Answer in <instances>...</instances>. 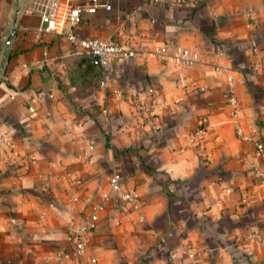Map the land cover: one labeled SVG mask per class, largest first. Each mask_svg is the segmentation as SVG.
Here are the masks:
<instances>
[{
  "label": "crops",
  "instance_id": "0c3cea01",
  "mask_svg": "<svg viewBox=\"0 0 264 264\" xmlns=\"http://www.w3.org/2000/svg\"><path fill=\"white\" fill-rule=\"evenodd\" d=\"M41 1L0 0V133L16 152L0 145V264H73L57 260L66 228L113 171L136 206L106 203L80 264H169V251L190 264L186 250L200 264H264V191L247 166L251 144L235 134L264 149V0H100L110 10L82 14L75 35L126 42L134 54L96 78L24 12ZM160 47L164 56L150 55ZM182 51L188 63L177 61Z\"/></svg>",
  "mask_w": 264,
  "mask_h": 264
},
{
  "label": "built area",
  "instance_id": "2783aa9c",
  "mask_svg": "<svg viewBox=\"0 0 264 264\" xmlns=\"http://www.w3.org/2000/svg\"><path fill=\"white\" fill-rule=\"evenodd\" d=\"M99 10L108 12L110 6L107 3L100 0H87L81 5L61 7L56 0H43L37 4V9H25L26 14H32L34 11L39 16L41 28L39 31L54 32L57 35L63 37L67 42L75 47V53L89 62L91 65L97 68H104L111 60H124L133 56V50L126 42H118L109 37H95V38H80L75 35L74 27L79 23L82 14H94ZM258 22L254 14L249 11L245 15V27L248 30H254L257 28ZM251 55L255 53L253 44H251ZM166 54V48H153L150 51V55L153 57H162ZM177 61L183 63L189 62V56L187 51H182ZM257 64L251 67V70L255 72L257 70ZM99 86L102 89L106 88L104 81H100ZM153 102V101H152ZM228 103L232 107L233 116H236L238 109L237 100L229 96ZM29 113H33L31 107L27 108ZM106 116L107 108L104 107L101 111ZM135 134L142 132V127L139 125L133 129ZM202 130H197L193 136H190L187 143L190 144L192 140L201 136ZM236 136L251 144V153L247 160V166L252 171L253 176L257 179L264 191V171L260 170L257 166L258 159L263 155L264 149L262 144L253 138L251 134H244L238 127L235 128ZM0 145L7 149V157L10 158L16 155L14 144L8 136L0 133ZM92 151V146H88L82 152V158L87 160ZM28 163L31 166H35L33 159H28ZM117 197L125 205L135 208L137 201V193L134 190L124 191L121 188L120 176L116 171L110 173L107 179V188L100 195L98 202L92 206L91 210L81 216L75 223L70 224L66 228L67 243L63 252L57 254L58 261H69L73 264H80L82 258L87 250V238L96 229V223L98 220V213L104 210L106 203L112 198ZM186 259L190 264H200L198 252L186 250L184 251ZM167 259L169 264H177L176 252H167ZM90 264H93V260H89Z\"/></svg>",
  "mask_w": 264,
  "mask_h": 264
},
{
  "label": "trees",
  "instance_id": "16d2710c",
  "mask_svg": "<svg viewBox=\"0 0 264 264\" xmlns=\"http://www.w3.org/2000/svg\"><path fill=\"white\" fill-rule=\"evenodd\" d=\"M85 63H86L88 66H90V67H93V68H96V69H97V67H95V66L91 65L89 62L85 61ZM99 75H100V72H99V71H98V69H97V71H96V73H95V78H96V77H98Z\"/></svg>",
  "mask_w": 264,
  "mask_h": 264
}]
</instances>
